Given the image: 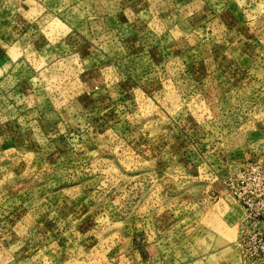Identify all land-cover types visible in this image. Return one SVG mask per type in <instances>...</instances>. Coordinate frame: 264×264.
I'll return each instance as SVG.
<instances>
[{"label":"rangeland","instance_id":"1","mask_svg":"<svg viewBox=\"0 0 264 264\" xmlns=\"http://www.w3.org/2000/svg\"><path fill=\"white\" fill-rule=\"evenodd\" d=\"M248 205L264 0H0V264H264Z\"/></svg>","mask_w":264,"mask_h":264},{"label":"crops","instance_id":"2","mask_svg":"<svg viewBox=\"0 0 264 264\" xmlns=\"http://www.w3.org/2000/svg\"><path fill=\"white\" fill-rule=\"evenodd\" d=\"M102 22H103L104 27H107L108 29H111V30L117 29L123 26L122 22H119L116 18H113L111 16L104 17Z\"/></svg>","mask_w":264,"mask_h":264},{"label":"built area","instance_id":"3","mask_svg":"<svg viewBox=\"0 0 264 264\" xmlns=\"http://www.w3.org/2000/svg\"><path fill=\"white\" fill-rule=\"evenodd\" d=\"M258 197L261 198L262 194L259 192L258 193ZM253 196H255L256 194H252ZM247 212H255L256 213V216H261L259 214L263 213L264 212V206L263 205H260L258 208H253L252 205H248V208L246 209Z\"/></svg>","mask_w":264,"mask_h":264}]
</instances>
